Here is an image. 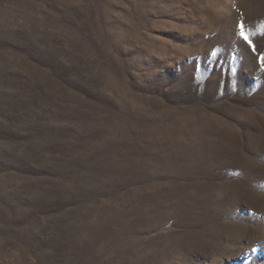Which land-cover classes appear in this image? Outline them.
<instances>
[{
  "label": "rangeland",
  "instance_id": "1",
  "mask_svg": "<svg viewBox=\"0 0 264 264\" xmlns=\"http://www.w3.org/2000/svg\"><path fill=\"white\" fill-rule=\"evenodd\" d=\"M261 55L264 0H0V264H264Z\"/></svg>",
  "mask_w": 264,
  "mask_h": 264
},
{
  "label": "snow or ice",
  "instance_id": "2",
  "mask_svg": "<svg viewBox=\"0 0 264 264\" xmlns=\"http://www.w3.org/2000/svg\"><path fill=\"white\" fill-rule=\"evenodd\" d=\"M238 27H239V35L243 38V40H244L249 46H251L252 51L255 52V51H256V49H255V45L252 43V40L249 38V35H247V34L245 33V25L243 24V22H240V23L238 24ZM211 54H212V55H216V52H212ZM259 59H260V61H261L262 63H264V55H261V56L259 57Z\"/></svg>",
  "mask_w": 264,
  "mask_h": 264
}]
</instances>
